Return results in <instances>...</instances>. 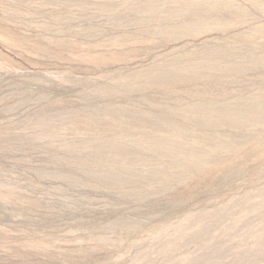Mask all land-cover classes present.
<instances>
[{
	"label": "rangeland",
	"instance_id": "1",
	"mask_svg": "<svg viewBox=\"0 0 264 264\" xmlns=\"http://www.w3.org/2000/svg\"><path fill=\"white\" fill-rule=\"evenodd\" d=\"M103 1L0 0V264H264V125L194 129L174 92L251 114L264 0H229L246 16L221 9V28L156 32L128 52L109 45L139 24L180 27L151 10L180 3L111 0L114 17ZM212 54L226 73H209ZM191 63L196 85L154 84L153 67L189 76Z\"/></svg>",
	"mask_w": 264,
	"mask_h": 264
},
{
	"label": "bare ground",
	"instance_id": "2",
	"mask_svg": "<svg viewBox=\"0 0 264 264\" xmlns=\"http://www.w3.org/2000/svg\"><path fill=\"white\" fill-rule=\"evenodd\" d=\"M130 1V0H129ZM157 1V0H156ZM175 1L176 3H180L179 7L177 9H174V8H161V7H154V8H151L152 11H155V12H158V16H162L161 19L159 17L158 20L160 22H167V23H171L172 21H176L174 20L175 18L177 17H181L183 19V23L181 24V26H177L173 23V25L170 24V26H168L166 29H164L163 31L161 30H158L159 28H154V27H150V28H143L141 27L142 24H139L140 28L135 32V35L133 36H123V37H120V39H116V40H113V43L109 46H114V44H121L122 46L124 45L125 48L124 50L126 49L127 52L128 51H133V49H135V47L139 46L140 45V42L141 40L143 39H146L148 37H150L152 34H155L156 32L158 34H162L165 38H172L174 36H176V34L180 31L184 34H187V35H198L200 33H204L208 30L211 29L212 26H217V25H221V23L218 21V19H216V14H217V11L218 10H221V9H228L229 7L230 8H233L235 10V12H237L236 14L240 15V17H244L246 16V9H242V8H239V6L235 7L233 6L229 0H203L201 1L200 3L198 4H195L194 6H191L193 4H190L188 2H182L181 0H173ZM185 1V0H184ZM197 1V0H196ZM102 4V9H101V12H110L111 15H114V17H117V14L116 12L118 11V9H120V5L119 3L115 2V1H111V0H106V1H103L101 2ZM234 3V1L232 2ZM134 6V5H133ZM260 6V5H259ZM264 6V5H263ZM129 7V6H128ZM257 7V6H256ZM244 8H246L244 6ZM248 8V7H247ZM145 10V9H144ZM150 10V11H151ZM233 10V11H234ZM248 10V9H247ZM125 11V10H124ZM139 13V12H138ZM142 13V12H141ZM140 13V14H141ZM153 13V12H152ZM131 14V13H130ZM143 14V13H142ZM141 14V15H142ZM223 14V13H222ZM225 14V13H224ZM228 14V13H226ZM234 14V15H236ZM248 14V13H247ZM203 15H205V17H203ZM194 16V17H197L195 18L194 20L191 19V17ZM126 17V16H125ZM248 17V16H247ZM193 18V17H192ZM246 18V17H245ZM117 19V18H116ZM127 19V18H126ZM191 19V20H190ZM221 19V17H220ZM243 20V18H241ZM120 20V19H118ZM142 20V19H140ZM122 22V20H120ZM179 21V20H178ZM245 21V20H244ZM243 21V22H244ZM125 22V20H124ZM144 22V21H143ZM139 23V21H138ZM137 23V24H138ZM180 23V22H179ZM146 26V25H145ZM228 24L223 25L222 28H227ZM230 27V26H229ZM121 28V27H120ZM221 28V26L219 27ZM180 29V30H179ZM228 30V29H227ZM135 31V30H134ZM133 31V32H134ZM179 32V33H180ZM222 32V31H221ZM96 34V33H95ZM184 36V35H183ZM92 37V36H91ZM97 38V37H96ZM100 38V37H99ZM134 39V41H130L132 39ZM98 39V38H97ZM179 40V39H178ZM97 42V41H96ZM130 42L131 43V46L128 45ZM165 42V41H164ZM170 42V40H169ZM176 42V41H175ZM94 43V42H93ZM99 43V42H98ZM102 43V42H101ZM128 43V44H127ZM104 44V43H103ZM109 44V43H108ZM166 44V43H165ZM95 45V44H94ZM93 46V44H92ZM97 46L99 45H95V48H92V49H89V52L87 53V57L85 58L86 60H90V61H93L94 59L97 60L98 56H92L91 52L93 53L94 50L97 48ZM104 46V45H103ZM106 46V44H105ZM108 46V45H107ZM116 46V45H115ZM114 46V47H115ZM63 47V46H62ZM41 48V47H40ZM44 48V47H43ZM140 48V47H139ZM42 49V48H41ZM40 49V50H41ZM63 49V48H62ZM222 49V48H221ZM226 49V48H225ZM81 50V49H80ZM188 51V50H187ZM214 51V50H213ZM97 52V51H96ZM203 52V51H202ZM205 52V51H204ZM231 52V51H229ZM98 53V52H97ZM213 53H216V52H213ZM221 53V52H220ZM94 54V53H93ZM130 54V53H129ZM223 54V52H222ZM100 55V53H99ZM114 55H115V58H120L121 57V52H114ZM249 56V55H248ZM219 58V55L218 54H212L211 55V69H210V72L212 75L214 74H220V73H224L225 72V68H220L218 63H217V59ZM228 58V57H227ZM252 58V57H251ZM221 59V58H220ZM219 59V60H220ZM94 60V61H95ZM101 60V59H100ZM99 61V60H98ZM183 61V60H182ZM190 60H188L189 62ZM233 61V60H231ZM185 62V61H184ZM187 62V64H188ZM234 62V61H233ZM106 63V62H105ZM112 64V63H111ZM110 64V65H111ZM176 64V63H175ZM173 65V64H172ZM185 65V64H184ZM237 65V64H236ZM161 67V66H160ZM171 67V66H170ZM176 67V66H175ZM174 67V68H175ZM190 67H191V74L188 76H181L178 72H174L172 75L171 74H167V73H160L161 70L159 68V66H155L153 67V71L152 73H154L155 77H154V84H156L157 86L159 87H162L164 89H169V90H176L178 85L181 83H184V85H188V86H191V85H196L198 82H197V79L202 76V72H203V67H197L195 66L193 63L190 64ZM167 68V67H166ZM173 68V66L171 67ZM177 68V67H176ZM187 68V67H186ZM207 68V67H205ZM208 69V68H207ZM152 70V69H151ZM209 70V69H208ZM227 70V69H226ZM229 72V70H227ZM233 71V70H232ZM188 72V71H187ZM205 72V70H204ZM243 72V71H241ZM226 73V72H225ZM148 74V73H147ZM208 74V72H207ZM157 75V76H156ZM209 75V74H208ZM212 75H209V78L210 76ZM214 77V76H213ZM207 78V77H206ZM208 78V79H209ZM215 78V77H214ZM139 79V78H138ZM213 79V78H212ZM216 79V78H215ZM152 80V79H151ZM210 80V79H209ZM202 81V80H201ZM212 81V80H211ZM153 82V81H152ZM202 83V82H201ZM123 85V84H122ZM219 85V84H217ZM134 90V89H133ZM142 90V89H141ZM222 90V89H221ZM132 91V90H131ZM137 91V90H136ZM195 91V90H194ZM224 91V90H223ZM141 92V91H140ZM175 94L179 97L180 101L183 103V106L181 107L180 111L185 114L188 118V120H190V123L192 121V125L194 127V129L198 128V129H201V128H209V129H212V130H216L217 127H218V124L221 123L220 121L222 122H225L229 127H233V129L235 127H240L242 125H244V123H247V124H251L253 126H257V125H264V119L261 118V116L258 114V110H264V97L262 98H258L256 101H258L257 103V107H254L255 109H249L251 111V114H249V116H241L240 113L237 112V114H231L230 115H224L221 111H217V108H215V105L216 103H218L214 98L212 99H204L200 96H198V94H190L192 92H188V96H192L194 99L191 100V105H188V106H185L184 103H186L187 101L186 100H183L182 99V96L177 93V91H174ZM222 92V91H220ZM226 93V92H225ZM223 93V94H225ZM200 95V94H199ZM222 95V94H221ZM228 95V94H227ZM127 96V95H126ZM150 96V95H149ZM170 96V95H168ZM176 96V97H177ZM188 96H184L185 98H187ZM239 96H242L239 94ZM147 97V96H146ZM174 97V96H172ZM212 97V96H210ZM148 98V97H147ZM220 98V97H219ZM218 99V98H216ZM240 99V97H239ZM242 99V97H241ZM147 100V99H146ZM158 103V102H157ZM220 103V102H219ZM218 103V104H219ZM230 103V102H229ZM242 100L241 102H239V105H242ZM188 104V103H187ZM134 104H132L133 106ZM138 107V105H136ZM218 106V105H217ZM146 107V106H145ZM149 107V106H148ZM153 107V106H152ZM152 107H150L152 109ZM149 108V109H150ZM219 109V108H218ZM224 109V108H223ZM246 109L247 106H246ZM146 110V109H144ZM153 110V109H152ZM159 110V108H158ZM148 111V110H147ZM210 112L211 114L210 115H217L215 117H213V119H211V116L208 117V118H203L201 116V114L203 112ZM227 111V110H225ZM150 112V111H149ZM161 112V111H159ZM163 112V111H162ZM166 112V111H165ZM168 112V111H167ZM217 112V113H215ZM155 113V112H154ZM164 113V112H163ZM162 113V114H163ZM158 114V113H156ZM166 114V113H164ZM227 114V113H226ZM204 115V114H202ZM153 118V117H152ZM174 124V123H173ZM89 126V124H88ZM149 126V125H148ZM181 126V125H180ZM128 132V131H127ZM126 133V132H125ZM174 136H177V137H182L183 134H182V131H177V132H174ZM165 144H167V142L165 140H162L161 141V146H165ZM174 144V143H173ZM169 153V152H168Z\"/></svg>",
	"mask_w": 264,
	"mask_h": 264
}]
</instances>
